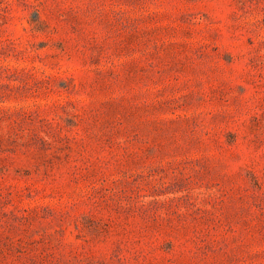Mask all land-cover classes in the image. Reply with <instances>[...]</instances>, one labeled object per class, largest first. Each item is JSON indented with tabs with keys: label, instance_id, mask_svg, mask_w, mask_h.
Returning a JSON list of instances; mask_svg holds the SVG:
<instances>
[{
	"label": "rangeland",
	"instance_id": "obj_1",
	"mask_svg": "<svg viewBox=\"0 0 264 264\" xmlns=\"http://www.w3.org/2000/svg\"><path fill=\"white\" fill-rule=\"evenodd\" d=\"M0 264H264V0H0Z\"/></svg>",
	"mask_w": 264,
	"mask_h": 264
}]
</instances>
